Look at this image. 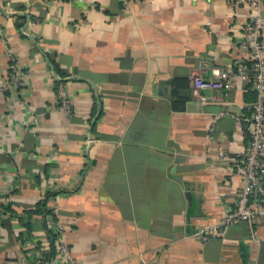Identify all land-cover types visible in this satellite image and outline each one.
<instances>
[{"label":"crops","instance_id":"crops-1","mask_svg":"<svg viewBox=\"0 0 264 264\" xmlns=\"http://www.w3.org/2000/svg\"><path fill=\"white\" fill-rule=\"evenodd\" d=\"M251 13L239 0H0V81L11 56L28 70L0 94V264H70L57 223L71 264H264V219L254 234H199L244 184ZM197 71L217 86L195 91Z\"/></svg>","mask_w":264,"mask_h":264},{"label":"built area","instance_id":"built-area-1","mask_svg":"<svg viewBox=\"0 0 264 264\" xmlns=\"http://www.w3.org/2000/svg\"><path fill=\"white\" fill-rule=\"evenodd\" d=\"M45 3L64 0H43ZM247 3L252 13L243 22V39L238 48L243 54L248 55L252 61L250 69H247L241 59L239 72L245 75L252 84V90L256 93V101L250 106L251 115L248 119L249 141L245 147L240 161L242 171L243 187L236 195L235 204L227 211L221 219L220 229L217 232L209 227L201 229L199 234L204 240L213 236H222L225 228L232 224L247 223L254 234V226L264 219V43L262 32L264 29V18L261 14L263 0H239ZM128 6V2H125ZM9 73L4 80L0 81V94L9 96L24 85V78L28 70L18 66L13 56L10 57ZM203 64H199L202 71ZM200 71L194 72L192 85L195 91L202 88L213 89L217 84L203 78ZM224 78H229L228 74ZM58 104L67 115L73 112V101L64 88L57 91ZM55 211L57 209L55 208ZM57 243L62 258L67 263H72L70 249L65 242L61 224H56Z\"/></svg>","mask_w":264,"mask_h":264},{"label":"trees","instance_id":"trees-1","mask_svg":"<svg viewBox=\"0 0 264 264\" xmlns=\"http://www.w3.org/2000/svg\"><path fill=\"white\" fill-rule=\"evenodd\" d=\"M244 65L246 66V68L247 69H250L251 68V65H252V61L249 59V60H247V61H245L244 62ZM249 85H250V88H251V90H252V84L251 83H249ZM252 92L254 93V95H255V97H254V101L253 102H255L256 101V99H257V97H256V93L252 90ZM39 211L40 210H27L26 212H28V214H29V217H32V216H34V215H36V214H39ZM54 232V231H53ZM35 264H37V263H35Z\"/></svg>","mask_w":264,"mask_h":264}]
</instances>
